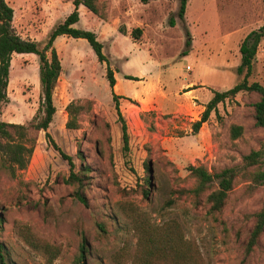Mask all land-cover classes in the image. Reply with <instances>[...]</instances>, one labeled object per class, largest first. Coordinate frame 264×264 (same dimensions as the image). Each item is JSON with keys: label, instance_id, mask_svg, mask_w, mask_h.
Returning <instances> with one entry per match:
<instances>
[{"label": "rangeland", "instance_id": "1", "mask_svg": "<svg viewBox=\"0 0 264 264\" xmlns=\"http://www.w3.org/2000/svg\"><path fill=\"white\" fill-rule=\"evenodd\" d=\"M99 1L106 21L83 8L73 27L95 33L106 61L99 63L83 39L55 38L62 71L47 129L57 147L72 157L76 171L87 166L82 189L87 205L73 196L77 185L64 182L67 162L45 132L30 128L42 115L38 57L12 55L8 101L0 119L28 128L34 144L27 167L16 177L0 170V242L7 264H264V231L253 251L244 252L251 215L264 202V186L238 176L216 214L208 211L204 197L196 204L186 192L194 185L189 165H203L210 172L239 168L242 155L262 147L264 129L254 126L252 119L255 93L241 92L219 103L217 113L211 112L198 133L192 132L191 124L200 118L208 94L242 80L236 73L239 45L264 25L263 0H187L182 21L176 15L178 0ZM4 2L13 10L15 32L40 45L73 11L72 0ZM136 28L140 34L134 39L131 32ZM107 66L121 80V93L142 89L125 77H146L151 88L147 99L118 101L128 133L126 150L105 78ZM196 79L189 86L200 88L196 96L184 94L180 84ZM252 82L264 86V37L248 78ZM84 100L92 101L91 110L78 116V129H67L65 107ZM231 125L242 127L235 140ZM146 163L151 173L144 197L139 185ZM166 227L172 248L149 253L146 239L161 237ZM24 231L58 249V254L51 259L31 246Z\"/></svg>", "mask_w": 264, "mask_h": 264}, {"label": "trees", "instance_id": "2", "mask_svg": "<svg viewBox=\"0 0 264 264\" xmlns=\"http://www.w3.org/2000/svg\"><path fill=\"white\" fill-rule=\"evenodd\" d=\"M146 3L148 0H141ZM179 6L177 17L183 20L187 0H178ZM73 11L58 24L50 33L44 45H40L33 41L23 40L14 30L12 26L13 10L0 0V115L4 104L7 103V87L9 83V69L13 54H35L39 61V81L42 99V115L36 123L30 125L31 129L45 132V137L49 144L59 152L61 158L67 162L69 174L64 182L67 185H77L74 197L83 205H87L86 197L82 191L87 166L83 165L78 171L75 170V164L72 157L64 154L55 144L53 139L47 133V129L52 122L55 113L53 104V91L62 71L60 60L57 56L54 41L58 36H66L68 38L83 39L87 42L93 51L97 61L104 63L105 56L102 53L103 46L97 40L95 33L87 30L76 29L73 27L79 21L78 7L83 6L87 11L96 18L106 21L107 13L104 5L99 0H72ZM263 18H264V0H263ZM170 26L174 25V20L169 19ZM119 33L125 35L124 30ZM140 34V29H134L131 35L134 39ZM185 42V48L190 46V39ZM264 37V25L258 30L249 32L239 45L240 63L236 67L237 75H243L240 82L232 88L223 92H213L211 100L206 104L200 118L191 124L192 132L198 133L201 126L206 123L211 112L217 113V105L226 99L235 97L241 92L255 93L258 96L256 102L252 104V119L254 126L264 129V86L258 82L248 83V78L252 74L253 60L256 55L257 47ZM105 78L111 90V98L114 102V109L120 123V130L123 142V149L126 150L128 145V133L124 119L119 112V99L121 97L115 95L113 87L115 80L113 71L107 66ZM130 80L138 81L137 78L125 77ZM130 101V99H127ZM92 101L84 100L82 102H70L65 111L67 114V129L75 130L79 128L78 116L91 110ZM231 139L235 140L242 134V127L231 125L229 128ZM34 140L28 137V128L8 124L0 119V170L9 177L14 178L19 171H23L32 155ZM77 158L82 162L83 156L78 153ZM145 175L142 176V184L139 185L141 194L148 196V187L150 183V165L145 164ZM188 176L193 180L194 185L191 189L186 190L192 195L194 202L198 204L200 199L204 197V201L208 204L210 213H220L225 205L229 192L234 186L235 179L240 176L248 179L255 185L264 186V142L258 150H250L247 154L241 156V167L223 168L218 171L210 172L203 165H189L187 167ZM252 227L245 244V254H250L257 245L260 236L264 231V202L260 209L251 215ZM1 222V217H0ZM25 240L34 248L42 249L52 259L58 254V249L49 247L46 243L32 237L27 231H24ZM171 237L168 233V227L164 229L161 237H148L145 241V247L149 253L159 250H169L172 248ZM85 246L82 244L80 251V259L83 260ZM0 264H7L5 260V248L0 242ZM84 264V263H81Z\"/></svg>", "mask_w": 264, "mask_h": 264}, {"label": "crops", "instance_id": "3", "mask_svg": "<svg viewBox=\"0 0 264 264\" xmlns=\"http://www.w3.org/2000/svg\"><path fill=\"white\" fill-rule=\"evenodd\" d=\"M73 8V7H72ZM83 8H84V10H86L85 9V7H83V6H79L78 7V15H79V17L81 16V14H82V12H84V10H83ZM73 10V9H72ZM87 11V10H86ZM88 13H90L89 11H87ZM71 12H68V15L70 14ZM91 14V13H90ZM68 15H66L65 16V18L68 16ZM91 15H93V14H91ZM94 16V15H93ZM64 18V19H65ZM63 22V21H62ZM126 35V34H125ZM126 75H124V77H125ZM113 77H114V80H115V85H114V87H113V91H114V93H115V95H117V96H119V97H121L119 100L120 101H126L127 99H131V100H139V99H147V98H149V96H150V90H151V88H150V86L148 85V81H147V78L146 77H137V79H138V81H136L139 85H141V87H142V89H141V91L140 92H130L129 94H123V93H121L120 92V86H121V80L118 78V76H117V73L116 72H113ZM197 82V79H196V81L194 80L193 82H185V83H181L180 84V88H181V90H184L185 92H184V94H188V93H190L192 96H196L195 95V92H197V91H199V89L200 88H189V86H192L193 84H195ZM204 85H202V89H204L205 87H203ZM206 86V85H205ZM208 86V85H207ZM211 95L210 94H208V96H207V101L206 102H209L210 100H211V98H212V96H211V98H209ZM128 101V100H127ZM151 108H153V109H156V110H159V108H157L156 106H151ZM196 121V120H195ZM207 123V122H206ZM206 123H204V124H206ZM203 124V125H204ZM203 125L201 126V127H203Z\"/></svg>", "mask_w": 264, "mask_h": 264}, {"label": "built area", "instance_id": "4", "mask_svg": "<svg viewBox=\"0 0 264 264\" xmlns=\"http://www.w3.org/2000/svg\"><path fill=\"white\" fill-rule=\"evenodd\" d=\"M186 69H187V70H189V69H190V67L188 66Z\"/></svg>", "mask_w": 264, "mask_h": 264}]
</instances>
